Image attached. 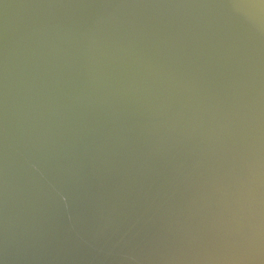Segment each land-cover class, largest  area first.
Returning <instances> with one entry per match:
<instances>
[{
    "label": "bare ground",
    "instance_id": "6f19581e",
    "mask_svg": "<svg viewBox=\"0 0 264 264\" xmlns=\"http://www.w3.org/2000/svg\"><path fill=\"white\" fill-rule=\"evenodd\" d=\"M0 264H264V0H0Z\"/></svg>",
    "mask_w": 264,
    "mask_h": 264
}]
</instances>
